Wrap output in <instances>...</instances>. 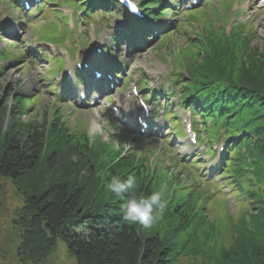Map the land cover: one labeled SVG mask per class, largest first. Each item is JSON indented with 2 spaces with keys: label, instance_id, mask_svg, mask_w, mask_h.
<instances>
[{
  "label": "trees",
  "instance_id": "trees-1",
  "mask_svg": "<svg viewBox=\"0 0 264 264\" xmlns=\"http://www.w3.org/2000/svg\"><path fill=\"white\" fill-rule=\"evenodd\" d=\"M209 43L211 51L200 46L201 61L189 72L195 86H202L209 95L195 99L203 98L210 104L205 111L208 115L215 111L226 115L232 133H243L238 145L252 152L260 179L264 177V51L257 46L247 48L246 58H242L231 53L236 50L226 39L210 38ZM8 90V95L0 93V178L18 180L31 174L34 179L36 175L48 178L44 189L42 182L35 194L26 195L14 218L21 232L18 254L22 261H44L60 240L76 264H175L167 238L145 235L149 229L126 223L122 204L127 194L122 199L106 187L112 176L126 179L133 175L140 181L139 192L150 193L145 175L135 168L136 159L103 171L105 165L95 163L98 156L74 143L62 123H50L45 116L41 121H25L18 95L9 104L12 93ZM192 208L176 205L175 211L181 213L177 216L168 207L170 225L177 218L175 230L183 228ZM245 247L225 252L219 264L228 259L236 264L238 259L232 256L243 254ZM254 248L256 255L262 253V248ZM245 258L239 257L241 261Z\"/></svg>",
  "mask_w": 264,
  "mask_h": 264
},
{
  "label": "rangeland",
  "instance_id": "rangeland-1",
  "mask_svg": "<svg viewBox=\"0 0 264 264\" xmlns=\"http://www.w3.org/2000/svg\"><path fill=\"white\" fill-rule=\"evenodd\" d=\"M162 1L163 3H166L167 7L171 11L168 15V19H172L175 11H178L179 9V3H177L176 7H173V5H171V7L169 3L167 4V0ZM224 1L225 0H222L219 4L223 10L226 9V6L231 5V0H228L227 2ZM7 2H13V6H17L18 0H9ZM214 2H218V0H214ZM13 6L10 8L1 7L0 23L5 30L14 33V36L16 37L12 38L11 36H1L0 49L6 47V44H8V47L10 46L16 56L15 60L16 58L20 59H17L16 61L7 60L2 62L5 69L3 70V75H0V93L3 94L6 91L4 95H8V92H10L8 89H10L11 93H14L15 95L19 93L21 95L25 94V97H33L35 95L38 96L36 103L31 109L26 111V115L23 116V119L25 121H31L34 119L38 121L44 116L47 118L51 117V119H53L55 113H58L55 111V108H58L62 111L60 117L65 120L66 126L76 128L78 131H86L91 140L99 137L103 141H115V146H117L119 150L123 149L127 152V150H131V148H135L141 154L147 153L150 149L156 147L158 155L161 156L159 146L166 143L169 132L167 136L164 134L162 137L155 136L154 140L141 143L139 140L133 139V136L125 133L123 129H118L117 131L126 134L124 135L125 140H123L121 144L120 141L114 137H119V134L114 130V126L116 127V125L113 120H115V118L114 114L110 110V106L114 104L113 99L116 98L117 93L111 94L110 99L102 97L99 98L100 102L97 103L94 108L89 109H82L72 101L64 99H62L61 102L58 101L56 96H58L59 93L57 91V85L54 82L63 76V74L59 73L51 75L55 71V63L52 59L62 56L63 49L57 45L50 47L44 45L41 43V40H39L37 32H39L40 37L43 39H54V35L58 32V30L63 32L67 31V28L64 25H60V18L62 17L61 12L65 17L69 18L67 25L74 27L73 22H75L77 18V21H81L80 18L82 17V14L80 10L73 8L72 6L69 8L60 7L59 10L61 9V12L50 11L47 12L46 17L43 18V15H45L44 12L43 14L38 15L39 18L42 17V19L34 21L35 24H32L25 19L23 23L24 26H22L19 21L22 11L21 9L19 12L16 11L12 8ZM203 6L204 4H201L196 9ZM45 8L56 10L58 6L53 2L46 5ZM203 9L202 13L204 15L210 14V12L213 14H211V16L214 18L213 20L216 21L215 24L217 26H225L223 22H217L219 21L216 19L218 17V9L213 10V12L208 9L205 10V7H203ZM236 10L241 11V14H237L235 12ZM200 15V20H202L204 15ZM75 16H77V18ZM102 17L103 16L101 15L95 16L94 18L92 16L93 19L91 18V21L87 26L83 24V29L85 30L82 31L80 37H78L81 32L79 31L80 27L79 30L74 33L75 37L71 43L74 47H76V51L74 50L76 55L81 56L84 53V50L77 47L76 43L78 41L89 37V33L91 32L92 34L90 36V40L96 39V31L101 34L110 24H112V18L105 19V22L102 23ZM250 19L254 23L248 25L246 31L249 30L247 32L250 33L255 26L257 27L258 30L255 29L256 33L253 34V37L251 38V44L253 46H258L260 48L259 51L262 52L264 51V4L260 0H237V3L233 6V12L231 16H229L225 28L228 31L234 22L247 21ZM173 20L174 21H172V23H175L178 19ZM62 22L64 23L65 19H63ZM100 24L101 26L96 29V27ZM34 25H37L36 29L34 28ZM118 27L125 28L127 26H125L124 22H122V25L119 24ZM194 29H196V27H192L189 30ZM155 30L156 29L153 30V33ZM184 33L186 34L185 37H180L175 33L170 34V50L165 48L158 49V47H156V42L154 45L144 50V53L140 57L131 56L129 65L130 70L126 71V76L131 78L129 81L130 85L128 84L124 91L128 90V87H131V84L135 82L139 83L142 77L145 76L150 83V89L160 88L163 92L167 91L175 103L177 110L180 109L176 105L178 97L180 96L179 90L176 86H173V88L168 91L170 87L169 82H173L169 76L173 69V59H171V56L173 55L175 58L178 57L180 61V58L188 53V50L190 49L189 41H195L197 32L195 31L191 34L184 31ZM105 34V53L107 54L109 49L115 52L116 47L112 45L109 39V32H105ZM152 35L153 34H150L149 38L152 37ZM17 38L21 40L19 43L20 47L18 48L14 45H10V43L16 42L12 39ZM139 42L142 43V41ZM71 43L68 42L65 45L70 46ZM150 43H152V41ZM36 45L39 46L43 54L42 59H39L36 61V64H34L31 62V59L34 52L39 51L35 48ZM152 48L156 49L152 50ZM19 50L27 51V60L24 61L22 57H17ZM241 64H243V62ZM184 73L187 74V71H184ZM52 82L55 86L56 94H53L48 86ZM13 97L14 96H10V98ZM105 101H108L109 104L106 105ZM13 102H15V99L11 101V104H13ZM74 109L77 110L75 111ZM74 111L76 113H73ZM180 113L181 115L185 114L182 110H180ZM38 114H40L39 117L37 116ZM76 120H82L83 122ZM167 129H169V127L165 124L164 132ZM129 130L132 132L131 129ZM169 143L172 147L176 148V159H180L182 162L190 164L192 157L191 152L188 151L184 154V147L180 146L174 139H171ZM143 147L144 150H142ZM167 151L170 153L169 150ZM201 151L202 148L199 147L197 150L199 155H201ZM148 153L150 154L149 158L152 160L157 151H155V153ZM168 158L169 157L167 156H163L158 158V160L164 162L165 167L170 171L169 177H172L173 183L178 186L181 184L184 177L187 178V175L183 172L179 178L178 173L180 172V169L177 168L174 163L171 164L172 167L168 166L170 164ZM100 161L101 160H99V162ZM202 161L205 162L204 168L208 170L209 166L212 164L211 157L209 155L203 156ZM43 168L44 165L41 166V169ZM162 170L164 175L168 173L167 170ZM46 176H48V173ZM214 177L215 176L211 178ZM192 178L194 179L196 185L194 188L190 189V192L193 191L194 197H201L209 201L207 209L209 213L208 216L210 218L207 217V222L203 223L197 231H195L194 227L191 226L180 233H176L175 235L169 234V227L162 226L159 228L156 225H153L149 229V232H146L145 235L159 234L161 238H167L169 247L172 248L170 258L175 264H218L223 259L221 254L222 249L226 248L227 252H230V250H233L232 247H236L238 244L241 245L239 247L246 245V249L241 251L243 254L232 256V258L238 259L236 264H264V201L259 203L256 206L257 208L252 210L251 205L252 203H255L256 196H250L248 193V190L253 191L255 188L259 189V187H262V184H259L252 176H247L243 181L245 187L244 190L241 192L234 191L226 194L221 190V187L219 188L207 178L197 175L192 176ZM46 181H48V178H45L44 180V178H40L38 175H36V179H34L33 174L26 175L22 179L18 180L0 178V264H76L75 258L68 254L65 244L60 240L57 243L56 249L42 263H32V261L21 262L19 257L18 247L21 243V232L14 225V218L17 211L24 204L26 195L35 194L34 191H36V187H39L42 182L43 186L41 187V190L44 189L46 187V185H44ZM165 183L169 184V180H164L163 187H165ZM190 186H192V183H190ZM225 188L227 189V187ZM188 190L189 189H186L185 191ZM178 194H180L179 191ZM195 232L197 235L192 239L190 235ZM207 234H209V240L206 236ZM211 236L213 239H210ZM254 241L263 245L261 254L256 255L254 247L258 248V246H254ZM239 247L236 249L238 250ZM202 250L206 255H204V253L197 255V253ZM242 255L246 257V260L241 261V259H239ZM247 256L249 257L248 259ZM224 264H232V262L228 259V262L226 261Z\"/></svg>",
  "mask_w": 264,
  "mask_h": 264
},
{
  "label": "clouds",
  "instance_id": "clouds-1",
  "mask_svg": "<svg viewBox=\"0 0 264 264\" xmlns=\"http://www.w3.org/2000/svg\"><path fill=\"white\" fill-rule=\"evenodd\" d=\"M106 187L122 199L127 194V199L122 204V219L128 224L150 229L165 210L164 194L161 191L140 193V181L133 175H129L126 179L112 176Z\"/></svg>",
  "mask_w": 264,
  "mask_h": 264
},
{
  "label": "flooded vegetation",
  "instance_id": "flooded-vegetation-1",
  "mask_svg": "<svg viewBox=\"0 0 264 264\" xmlns=\"http://www.w3.org/2000/svg\"><path fill=\"white\" fill-rule=\"evenodd\" d=\"M17 257H18V255H17ZM19 257H20V256H19ZM20 259H21V262H23L21 257H20Z\"/></svg>",
  "mask_w": 264,
  "mask_h": 264
}]
</instances>
